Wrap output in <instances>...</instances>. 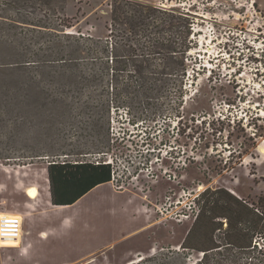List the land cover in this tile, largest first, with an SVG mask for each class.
Returning <instances> with one entry per match:
<instances>
[{
  "label": "rangeland",
  "instance_id": "374dc122",
  "mask_svg": "<svg viewBox=\"0 0 264 264\" xmlns=\"http://www.w3.org/2000/svg\"><path fill=\"white\" fill-rule=\"evenodd\" d=\"M129 1L164 8L171 21L191 28L195 46L186 62L184 101L163 96L130 103L131 108L141 105L148 110L144 124L136 127V113L126 107L115 111L126 105V97L116 94L126 86L116 91L110 81L86 86L80 96L64 97L71 113L59 118L49 104L59 92L51 68L20 72L3 65L17 60L14 40L51 33L43 29L40 34L35 30L40 28L21 22L54 24L66 16L75 24L67 32L101 33L113 0H0V37L10 42L0 47V164L25 171L24 166L40 169L47 164L49 157L40 155L112 160L116 176L130 184L127 188L142 196L147 207L164 212L188 210L198 190L209 188H225L246 199L264 196V155L259 151L264 145V0ZM37 75L46 92L29 87L30 77ZM107 107L110 112L104 115ZM156 107L163 111L155 113ZM19 192L12 193L8 207H16ZM193 223L164 221L165 233L157 230L155 243L178 249H157L133 264H196L203 255H185L181 248ZM17 242L3 241L0 235V248ZM215 257L264 260L259 251L247 255L227 248ZM136 260L132 254L126 262Z\"/></svg>",
  "mask_w": 264,
  "mask_h": 264
},
{
  "label": "trees",
  "instance_id": "16d2710c",
  "mask_svg": "<svg viewBox=\"0 0 264 264\" xmlns=\"http://www.w3.org/2000/svg\"><path fill=\"white\" fill-rule=\"evenodd\" d=\"M65 11L63 8L60 13L64 15ZM170 16L164 8L138 1L113 0L110 19L102 26L101 33L67 32L75 24L66 16L54 24L21 22L40 28L35 29L40 34L43 29L51 33L14 40L17 60L3 65H12L20 72L51 68L52 81L58 84L59 92L49 104L59 118L71 113L69 100L64 98L71 93L80 96L82 88L110 81L116 91L119 85L126 86L123 92L116 93L126 97L123 102L126 105L115 107V111L126 107L128 113H136L137 120L132 124L139 127L144 124L148 110L141 105L131 108L130 103L149 102L151 98L163 96L184 101L187 97L185 79L189 66L186 62L195 44L191 28L180 22L176 24ZM9 43L7 38L0 37V47L5 49ZM29 83L30 88L46 92L39 75L30 77ZM133 88L136 90L131 91ZM154 111L163 110L156 107ZM102 112L105 115L110 108ZM63 155L68 154L54 155L52 159L50 155L38 156L49 157L54 205H73L95 187L111 182V166L64 160L68 158H62ZM195 204L199 215L181 245L185 255L188 252L203 255L196 264H264V260L236 262L215 257L224 248L247 255L256 251L264 254V196L246 199L225 188H209L200 193Z\"/></svg>",
  "mask_w": 264,
  "mask_h": 264
},
{
  "label": "crops",
  "instance_id": "0c3cea01",
  "mask_svg": "<svg viewBox=\"0 0 264 264\" xmlns=\"http://www.w3.org/2000/svg\"><path fill=\"white\" fill-rule=\"evenodd\" d=\"M24 168L0 164V213L23 220L21 246L18 241L14 247H3L20 248H0V264H133L157 249H178L155 243L157 230L165 233L166 219L149 211L142 196L107 183L73 205L56 206L48 163L40 169L35 164ZM32 188L37 190L34 198L29 194ZM18 190L16 207H8L10 196ZM132 254L138 260L127 263Z\"/></svg>",
  "mask_w": 264,
  "mask_h": 264
},
{
  "label": "built area",
  "instance_id": "2783aa9c",
  "mask_svg": "<svg viewBox=\"0 0 264 264\" xmlns=\"http://www.w3.org/2000/svg\"><path fill=\"white\" fill-rule=\"evenodd\" d=\"M95 164H105L109 165L112 168V174H111V182L110 184L114 187V189L118 191H132L131 189L127 188L130 184H127L121 176H116V172L113 168V162L112 160H102L101 158L96 159ZM201 187V186H200ZM199 187V189H200ZM143 190L142 188H140ZM194 196L192 200V204L188 207V210L185 208H182L179 212H171L169 210L167 211H160L158 208L156 210H153L152 208L147 207V209L153 213L160 212L161 216L166 219V220H172L175 221L176 223H183L187 220H192L195 221L199 215V208L195 204V200L199 197L200 191ZM189 198L193 197V195H189ZM145 200V199H144ZM177 205H181L180 200H178ZM160 216V218H161ZM22 232H23V220L20 218L18 215L15 214H6L0 223V235L3 241H8V240H14V241H19L20 246H21V239H22ZM18 248H2V249H19Z\"/></svg>",
  "mask_w": 264,
  "mask_h": 264
},
{
  "label": "bare ground",
  "instance_id": "6f19581e",
  "mask_svg": "<svg viewBox=\"0 0 264 264\" xmlns=\"http://www.w3.org/2000/svg\"><path fill=\"white\" fill-rule=\"evenodd\" d=\"M259 151L264 155V145H262V146L260 147ZM30 193H31V194H30ZM29 194H30V196H31L32 198H34V197L37 196V190L34 189V188H32V189L29 191ZM5 215H6V214H4V215L2 216V218H3ZM2 218H1V220H2ZM1 220H0V223H1Z\"/></svg>",
  "mask_w": 264,
  "mask_h": 264
},
{
  "label": "snow or ice",
  "instance_id": "6c2138e0",
  "mask_svg": "<svg viewBox=\"0 0 264 264\" xmlns=\"http://www.w3.org/2000/svg\"><path fill=\"white\" fill-rule=\"evenodd\" d=\"M31 194V193H30Z\"/></svg>",
  "mask_w": 264,
  "mask_h": 264
}]
</instances>
